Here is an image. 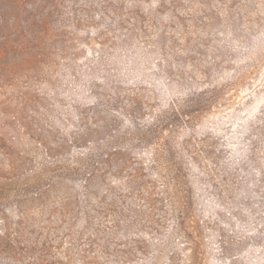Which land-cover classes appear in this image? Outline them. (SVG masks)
Returning a JSON list of instances; mask_svg holds the SVG:
<instances>
[{"label": "rangeland", "instance_id": "1", "mask_svg": "<svg viewBox=\"0 0 264 264\" xmlns=\"http://www.w3.org/2000/svg\"><path fill=\"white\" fill-rule=\"evenodd\" d=\"M0 264H264V0H0Z\"/></svg>", "mask_w": 264, "mask_h": 264}, {"label": "trees", "instance_id": "2", "mask_svg": "<svg viewBox=\"0 0 264 264\" xmlns=\"http://www.w3.org/2000/svg\"><path fill=\"white\" fill-rule=\"evenodd\" d=\"M178 177V176H177ZM187 237L185 236L184 237V239H185V242H186V244L188 245L189 244V246H190V248L192 249L193 248V246H194V244H196V242L195 241H193L192 239H186Z\"/></svg>", "mask_w": 264, "mask_h": 264}]
</instances>
